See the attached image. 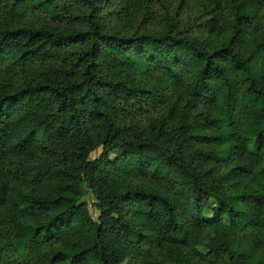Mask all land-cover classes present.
<instances>
[{
	"label": "trees",
	"instance_id": "16d2710c",
	"mask_svg": "<svg viewBox=\"0 0 264 264\" xmlns=\"http://www.w3.org/2000/svg\"><path fill=\"white\" fill-rule=\"evenodd\" d=\"M99 10L98 0H0V264H125L138 248L131 214L172 264H185L184 249L206 264H264V49L113 35ZM35 12L69 14L70 27L16 24ZM34 66L45 78L18 87L14 77ZM142 70L219 115L146 136L139 119L159 96L142 95ZM39 132L49 144L35 143ZM217 165L245 177L244 190L231 195ZM123 174L167 193L121 188ZM84 189L98 195L97 221Z\"/></svg>",
	"mask_w": 264,
	"mask_h": 264
},
{
	"label": "rangeland",
	"instance_id": "374dc122",
	"mask_svg": "<svg viewBox=\"0 0 264 264\" xmlns=\"http://www.w3.org/2000/svg\"><path fill=\"white\" fill-rule=\"evenodd\" d=\"M98 6L103 16L100 22L106 31L113 35L129 37L171 33L202 42L208 50L232 41L236 53L242 56L257 49H261L258 55L262 56L264 49V0H155L149 6L138 3L127 6L121 0H98ZM64 14L68 21L56 20L49 14L35 12L27 14L16 24L31 28L68 29V22L71 23L70 15ZM260 67L264 73V59L261 60ZM40 73L39 66H34L17 74L14 83L18 87L28 82L35 83L45 78ZM166 80L154 70H142L135 77V83L142 90L144 97H147L148 93L159 96L158 103L150 106L148 112L143 111L144 114L139 119L140 128L146 136L155 134L160 128L176 136L187 132V128L193 131L194 121L204 124L205 119L212 120L219 115L217 107L209 108L203 103L192 105L183 88H173ZM205 133L208 136L211 134L209 130ZM35 143L49 144V141L39 132ZM250 149L256 150L255 143L250 145ZM102 152V149H97L90 155V160L98 159ZM215 173L218 177H224V184L231 195L242 192L248 183L243 176H227L228 169L220 165L216 166ZM117 184L126 189L137 188L147 192L167 193L162 183L131 174H123L117 179ZM84 190L85 196L81 202L88 206L92 218L97 221L100 217L97 208L98 195ZM211 215L206 212L207 217ZM130 219L135 231L133 241L137 243L138 248L125 264H172L161 251L145 239L147 232L143 227V219L133 214ZM208 234L210 233L206 231L205 235ZM234 235L239 236L241 233L236 231ZM197 251L206 254V246L198 247ZM182 253L185 264H206L189 250L184 249Z\"/></svg>",
	"mask_w": 264,
	"mask_h": 264
}]
</instances>
